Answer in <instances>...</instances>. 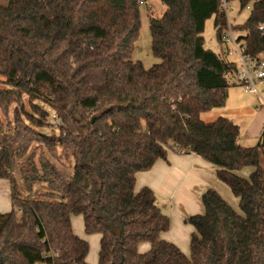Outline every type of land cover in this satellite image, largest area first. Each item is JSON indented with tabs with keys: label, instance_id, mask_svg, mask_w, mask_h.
<instances>
[{
	"label": "trees",
	"instance_id": "16d2710c",
	"mask_svg": "<svg viewBox=\"0 0 264 264\" xmlns=\"http://www.w3.org/2000/svg\"><path fill=\"white\" fill-rule=\"evenodd\" d=\"M159 1L167 10L151 20V36L161 63L150 69L132 60L142 0L0 6V109L9 118L14 106L16 132H0V180L12 187V210L0 212V264H89L90 245L75 235L72 217L83 218L87 236H100L97 264H264V129L255 147H244L231 119L202 120L226 106L234 84L224 74L237 70L204 46L211 18L223 42V0ZM233 1L241 11L250 7L234 30L245 32L239 40L258 56L264 0ZM35 143L56 161L45 158L42 173L25 174L23 198L13 172ZM169 152L215 166L240 200L237 212L215 190L202 196L205 214L186 221L195 230L190 257L162 238L170 219L154 192H136L137 175L167 162ZM61 155L71 160L70 173L59 168ZM245 168L254 169L248 179L236 174ZM36 184L49 188L41 199Z\"/></svg>",
	"mask_w": 264,
	"mask_h": 264
},
{
	"label": "rangeland",
	"instance_id": "374dc122",
	"mask_svg": "<svg viewBox=\"0 0 264 264\" xmlns=\"http://www.w3.org/2000/svg\"><path fill=\"white\" fill-rule=\"evenodd\" d=\"M143 4L140 6L141 13V30L138 42L136 44L135 50L132 54V60L134 62H141L146 69H150L153 66L160 64L161 60L154 57L152 52V36H151V23L153 19H160L166 12L167 8L164 4H162L159 0H142ZM8 4V0H0V6H6ZM250 10L245 9L241 11L240 5L238 1H231V9L229 10V19L232 20L233 29H240V25L245 23L249 18ZM234 34L237 37L245 35V32L234 30ZM204 46L207 50L213 51L216 54L221 55L225 60L233 63H237V55L234 52L235 48L231 43L226 41L220 42L217 35V29L215 28L214 18H211L206 22L205 32H204ZM3 86L0 85V88ZM42 107H45L41 104ZM13 109L14 106L11 107L9 118L4 116L3 111L0 109V122L3 123V126H0L1 136L9 135L15 136L14 133L15 126L11 125V121L13 118ZM264 117V95L262 98L248 95L245 93L244 89L239 86V84L233 85L228 90V99L226 106L222 109H215L211 113L204 114L202 116V120L210 123L216 121L220 117H225L231 119L236 125H240V137L239 140L241 145L244 147H255L258 144L259 136L255 135L254 132H248V129L252 128L256 117L259 115ZM56 116V115H55ZM53 116V118H55ZM239 123V124H238ZM54 124H60V120L56 119ZM53 127L45 129V132L51 133ZM14 130V131H13ZM43 130V129H42ZM17 131V130H16ZM18 134V131H17ZM21 134H25L21 132ZM35 152V159L30 162L28 158L32 153ZM45 158H49L53 162L56 159L50 158L47 150L41 146L39 143H35L32 145L30 153L28 156L24 158L17 159V166L14 173V178L17 182V190L19 194L25 198L29 195V192L26 188V180L24 179L25 174L32 175L34 170L39 173L43 172V167L45 166ZM61 160L58 162V166L61 169L67 170L69 173L71 172V160L64 159L61 155ZM44 160V161H43ZM264 165V164H263ZM49 192V188L46 184H36L34 186V196L36 198H43L44 194ZM5 191L0 190V199L7 201L10 206V211L12 210V203L10 197V191L5 195ZM9 211V212H10ZM7 213V212H6ZM81 217H74L75 224H77V220H79V225L82 226ZM74 224V225H75ZM77 227L75 226V231ZM83 233V231H82ZM84 237L88 241L90 245V255L88 258V263L91 264L98 257V246L99 241L98 238L100 236H86L83 233ZM163 238V236H162Z\"/></svg>",
	"mask_w": 264,
	"mask_h": 264
},
{
	"label": "crops",
	"instance_id": "0c3cea01",
	"mask_svg": "<svg viewBox=\"0 0 264 264\" xmlns=\"http://www.w3.org/2000/svg\"><path fill=\"white\" fill-rule=\"evenodd\" d=\"M253 123V127L248 129V132L249 130L254 132L260 139L264 129V117L260 114ZM253 172V168H245L236 174L243 179H248ZM143 188H149L154 192L163 214L170 219V230L163 235V239L176 245L187 257L191 255V237L195 230L186 221L191 217L205 214L202 196L207 191L215 190L235 211L240 212V200L233 195L227 185L218 179L217 168L195 155L183 156L169 152L167 162L159 160L149 172L137 175L136 192ZM0 190L5 191V195L10 191L11 197L12 187L9 181L0 180ZM10 209L9 203L0 199V212L8 213ZM81 221L82 226L79 225V220L75 224L72 217L73 231L75 235L86 240L83 235L85 234L83 218ZM98 241L99 251L100 238ZM150 248V244H143L140 252L147 253ZM98 258L99 256L91 264H97Z\"/></svg>",
	"mask_w": 264,
	"mask_h": 264
},
{
	"label": "built area",
	"instance_id": "2783aa9c",
	"mask_svg": "<svg viewBox=\"0 0 264 264\" xmlns=\"http://www.w3.org/2000/svg\"><path fill=\"white\" fill-rule=\"evenodd\" d=\"M143 4V1L141 2ZM222 9L226 13L227 29L223 33V42L231 43L237 55L236 71L225 72L224 78L231 84H239L245 93L262 98L264 95V52L258 56H252L246 52L240 37L235 36L232 20L229 19L231 1L223 0ZM250 10V7L247 8ZM263 30V28H260Z\"/></svg>",
	"mask_w": 264,
	"mask_h": 264
}]
</instances>
